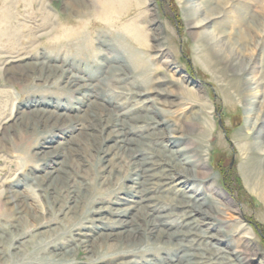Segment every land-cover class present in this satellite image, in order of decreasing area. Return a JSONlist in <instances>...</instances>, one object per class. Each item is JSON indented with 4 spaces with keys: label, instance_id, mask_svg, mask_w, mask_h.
I'll return each instance as SVG.
<instances>
[{
    "label": "rangeland",
    "instance_id": "1",
    "mask_svg": "<svg viewBox=\"0 0 264 264\" xmlns=\"http://www.w3.org/2000/svg\"><path fill=\"white\" fill-rule=\"evenodd\" d=\"M263 106L264 0H0V236L40 223L24 236L40 264H185L206 248L218 251L206 264H264ZM100 114L133 147L148 145L135 160L188 145L207 169L185 177L178 166L181 178L139 185L118 128L95 130ZM65 171L75 192L56 205L50 186L62 191ZM183 197L207 200L211 214L187 236ZM143 211L168 244L142 229L124 249ZM9 236L0 264L25 263ZM84 238L91 246H78Z\"/></svg>",
    "mask_w": 264,
    "mask_h": 264
},
{
    "label": "bare ground",
    "instance_id": "2",
    "mask_svg": "<svg viewBox=\"0 0 264 264\" xmlns=\"http://www.w3.org/2000/svg\"><path fill=\"white\" fill-rule=\"evenodd\" d=\"M198 10H200V9L199 8H194L193 12L195 13ZM103 15H104V18L106 19V22H111L110 18H112L114 16L113 14H112L113 15L112 16L110 13L109 14L108 13H104ZM206 22H208V21H206ZM218 39H219V37L218 38L216 37V39H214V40H218ZM73 83H74V86H75L76 80H72V81L69 82L70 85H73ZM261 111L264 112V106L261 107L260 112ZM98 119H101L102 122H105L102 125V127H98L97 129H95L96 131H98L100 133H102L104 128L107 127V126H111L113 128H116V127L118 128V130H119L118 136L122 137V140H120L119 142H121L122 145H123V147H122L123 156H126L125 159L129 161L128 162L129 164L131 163V166L133 167V173L139 175V177H141L142 180H143L141 183L140 182L138 183L139 185H143V184H148L149 185L151 180H148V179L149 178H153L154 175H162V177L164 176L165 180H171V179H173L176 176L179 177L180 171H175L176 167H178V166H180V170L182 169V171L184 173L183 176H185V177H189L188 175H191L192 177L198 176V174L200 173L199 172L200 170L207 169V161L205 159V156L202 155L203 158H201V156H199V158H198L199 160H196V157H195V154H194L195 151H190V149H188V145L183 146V148H181V149H179L177 151H171L168 156L163 155L162 153H160L159 154L160 157L157 160L153 159V160L149 161V158L148 159H137V160H135V158H138V156H139L137 154L140 152V149L141 150H147V148H148L147 146L148 145L144 143L138 149L133 147L131 145L132 141L125 138V134H124V131H123V125L119 124L118 123L119 121L116 118L115 119H111V118L108 117V118L105 119L103 117V115L100 114ZM199 124H202V123L199 121L198 125ZM121 128H122V130H121ZM169 134L170 135L167 137L169 139L177 137V133H176V131L174 129H170ZM189 145H191V144H189ZM69 150H71V149L69 148ZM92 151L95 152V153H98V152L102 151L101 145H99L98 147L94 148ZM49 154H52V155L57 154L58 155V153H56L55 151L53 153H49ZM162 158H165V160L162 159ZM161 164H164V168L161 170V172L163 174H161V172H156V173H151L150 175H148V172H151L152 170H156V168L160 167ZM184 166H186V167L190 166V168L193 169V171L192 170H187V168L186 169L183 168ZM54 172H57V170H55ZM71 172L72 171H65L64 172V176L66 178V181L64 183L65 185L61 188L62 191L57 192L58 191L57 189H55L54 187L50 186L51 191H52L53 204L57 205V204L61 203L60 199L58 197L63 196V198H68L70 194H73L75 192V191H73L72 187L70 186L71 180H72V177H73L72 176L73 173H71ZM49 174L50 173H48V175ZM183 176H182V178H184ZM242 177H243L246 185H250L247 182V174H246V172L244 170L242 171ZM116 178H117V175H116ZM179 178H181V177H179ZM48 179H49V176H47L43 180V182L47 181ZM35 181H37V183H38V180L36 178H35ZM72 181H74V179ZM183 182H184V180L182 179L181 183H179V184H183ZM44 183L42 184V187L44 186ZM39 184H40V182H39ZM39 184H37V187H40ZM158 184L159 183L157 182L155 185H158ZM41 190L43 191V188H41ZM193 201L194 200H192L191 197H185V198L183 197V198H181V200L176 201L177 202V207L178 208L181 207V208H179L180 209V213L179 212H177V213L180 214L179 216H180V220H181V223H182V227H184L187 230L186 232L181 233V235H186L187 236L191 232H195L196 228L193 227V226L196 225V227H197L198 225H201L203 221H206V220H208V218L211 217V214L209 213V211L202 210L203 209L202 207L204 206L205 202H207V200L202 199V200L198 201L197 204H196L195 201L194 202ZM12 202H16V199H14ZM211 202L213 204L212 208H214L215 211L218 214L221 215L222 211L220 209H218V206H216V202L214 200H212V199H211ZM59 208H62V207L60 206ZM119 212L120 211H118V210L114 211L115 214H117ZM152 217L147 213V211L146 212L143 211V213L141 215V220H140L141 225H139L137 227V229L130 230L129 233H127L124 236L123 240L120 242V245L124 249H127V248L129 249L132 246H135V245L139 244L140 242H138L139 240H138V235L137 234H138V231L142 230V229H143L144 232L148 231L150 235H152L153 232H156V241L159 240V242H163L164 244H168L166 240H163V238H164L163 236H164L165 232L156 230V226H157L156 224L157 223L155 222L154 217L153 218ZM32 219H34V215H33ZM96 220H100V218H98ZM114 222H116V221H114ZM117 222L121 223V221H119V220ZM39 224L38 223H34V224H31V225H25V226H21L19 224H17V225H9L7 227H2V229H1L2 237L0 236V239L2 238V241H3L4 235H10L9 236L10 238L6 239V241H8V242L10 241L12 243L11 248L18 252V253L14 254L16 257L19 256L20 254H23V257L26 256V255L30 256V258H28L27 261L25 263H23V264H32V263L40 264L39 263V259H40L39 257H36V256L33 257L34 254L30 255V253L28 251H26L27 250V246H28L26 244L29 243V245H32L34 242L32 243V241L24 239L25 238L24 236L26 234L29 235V231H30L29 228L32 227V229L30 231V232H32L33 229L36 226H39ZM37 235L38 234L33 235L34 238H35V236L37 237ZM82 235L83 234H81L79 236H82ZM84 236H85L86 239L89 237V235H86V234H84ZM101 236H103L102 239H106V238L110 239L111 236H113V235L112 234H107V235H101ZM171 236H173V234H170V237ZM198 236H200V235H198ZM38 237H39V235H38ZM85 238L82 241H79V239H77V241H79V245L78 246H80V247L83 246V248L91 246L89 244L90 240H85ZM206 238L213 239L214 241L220 242V240L217 237H213V236L211 237L210 236V237H206ZM37 249H38L37 245H35V248H34V250L36 252L35 254L38 256V252L39 253H41V252H40V250H37ZM146 251L148 252V250H146ZM72 252H73V249L67 250L63 255H61V259L60 260H62V261L63 260H67L68 261L69 255ZM207 252H209V253H207ZM217 252H218L217 249H213V248L207 249L206 248V249H203V251L201 253L196 252L195 254L185 255L184 256L185 264H192L191 263L192 261H194L193 264H206V263L203 262V260H209V258H211V256H214V255L218 256ZM4 255H5V253L0 251V257H4ZM52 256L54 257L56 255H52ZM206 256H208V258ZM219 256H220V254H219ZM223 258H224V256H221L220 260H222ZM45 259H47V258H45ZM48 261H50V260H48ZM41 264H45V263H41ZM120 264H131V261L120 263ZM212 264H215V263H212ZM219 264H221V263H219Z\"/></svg>",
    "mask_w": 264,
    "mask_h": 264
},
{
    "label": "water",
    "instance_id": "3",
    "mask_svg": "<svg viewBox=\"0 0 264 264\" xmlns=\"http://www.w3.org/2000/svg\"><path fill=\"white\" fill-rule=\"evenodd\" d=\"M255 228H257L255 225H254Z\"/></svg>",
    "mask_w": 264,
    "mask_h": 264
}]
</instances>
